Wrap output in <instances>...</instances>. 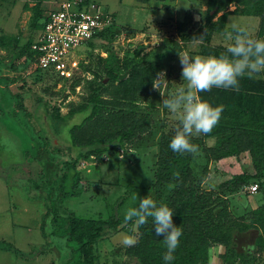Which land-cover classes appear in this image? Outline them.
Wrapping results in <instances>:
<instances>
[{"label":"rangeland","instance_id":"obj_1","mask_svg":"<svg viewBox=\"0 0 264 264\" xmlns=\"http://www.w3.org/2000/svg\"><path fill=\"white\" fill-rule=\"evenodd\" d=\"M59 1L20 0V3L18 0H0V36L15 37V44L7 47L2 46L6 39L0 38L1 85H8L7 79H18L11 91L5 86L0 88V240L11 243L21 253L18 256L0 250V264H60L65 257V247L59 246L57 238L51 234L50 215L42 222L41 218L48 205L47 196L54 199L60 190L59 177L65 160L62 152L77 151L71 146L68 128L80 122L86 112L60 121L52 117V109H57L62 116L70 105L81 103L89 90L87 82L93 78L105 81L103 66L115 69L114 58L155 55L157 41L148 40L144 35L155 37L158 34L161 38L174 35L172 20H180L186 8L199 5L202 0H149L145 3L90 0L112 13L114 25L111 31L92 41L91 45L80 46L70 53L64 60L67 69L71 67L69 77L35 70L28 58L16 56L24 42L37 38L40 31L34 26L40 20L38 17L55 8ZM161 4L173 6L172 11L159 8ZM167 17L171 20H164ZM257 23L255 16L228 14L225 28L229 30L232 24H236L251 34ZM217 36L222 39L215 34L212 44H217ZM183 50L190 56H196V45ZM8 65L15 71L7 68ZM170 67L171 71L167 69L169 81L161 72L157 80L166 97L186 86V81L181 78L179 58L170 63ZM156 91L159 107L154 112L156 120L153 119L149 136L133 146L117 145L100 156L78 159L75 167L79 183L74 189L77 193L61 202L54 199L52 211L55 215L64 216L71 211L82 218L105 219L116 215L124 219L127 209L138 206L140 198L150 196L154 199L149 185L154 168L155 141L162 129L176 131L179 124L178 116L163 106V97L159 90ZM16 93L22 109L16 108ZM147 100L154 101L148 97L139 103L140 109L147 107ZM46 141L57 144L61 152H46L43 157H37L38 151L44 152L42 148ZM206 144H212V141L206 140ZM248 159V155H240L236 159L210 164L202 188L215 189L216 184L230 175L250 171ZM196 160L199 164L204 162L199 153ZM196 168L194 171L198 174L199 168ZM68 185H64L66 189ZM252 185L255 186L253 191L249 188ZM258 185L257 181L250 180L236 194L228 195L226 205L231 215L239 218L261 203ZM163 190L166 192L168 187ZM40 223L45 236L40 233ZM246 226L231 230L227 244L210 247L209 264H264V251L256 252L253 243L258 231ZM136 231V225L125 220L117 229H103L92 245L93 264H138L125 254L126 247L121 243L123 236H135ZM223 253L227 254V259L221 258Z\"/></svg>","mask_w":264,"mask_h":264},{"label":"trees","instance_id":"obj_2","mask_svg":"<svg viewBox=\"0 0 264 264\" xmlns=\"http://www.w3.org/2000/svg\"><path fill=\"white\" fill-rule=\"evenodd\" d=\"M82 1L85 4L93 2ZM135 1L145 3L148 0ZM204 5V15L196 27H193L190 9L184 10L182 18L172 23L174 35L164 37L158 44L165 52L160 51L152 55L153 58H114L115 69H105L103 66L105 81L93 78L87 82L89 90L81 103L70 105L62 116H59L57 109H52V117L60 121H66L76 113L86 112L80 122L68 128L71 146L76 147L77 151L62 152L65 160L59 177L60 190H57L54 197L56 201L61 202L67 196L76 195L77 190L74 189L79 183V173L75 166L78 159L100 156L112 151L117 145L133 146L143 137L149 136L153 119L156 120L154 112L157 106L154 101L158 96L152 83L157 74L164 70L166 59L174 60L179 51L195 42H198L195 43L196 55L218 56L225 53L227 46L212 44L211 39L215 34L223 36L232 31V28H225L229 13L258 17L255 38L264 39V0H204ZM230 5L234 6L232 10H228ZM38 18L40 20H37L34 27L40 31L46 15L42 14ZM113 25L114 22L100 32L97 39L111 31ZM0 38L6 39L4 43L1 41L2 46L15 44V37ZM31 43L24 42L16 56H23L32 62ZM91 43L86 42L84 45ZM124 73L125 77L119 78ZM10 81L7 79L6 83ZM14 95L16 108L22 109L20 97L17 93ZM199 95L212 106L221 107L222 113L212 132L191 137V142L198 146L197 153L173 152L169 147L175 134L172 129H162L155 141L154 168L149 188L157 205L167 204L174 209L173 222L182 230L179 247L174 253L175 259L170 264H209L210 247L227 244L230 231L240 230L242 228L239 226L245 225V228L258 231L253 242L255 251H264V72L254 78H240L238 91L213 87ZM148 97L154 101L147 100V107L140 109L139 103ZM208 138L213 141L211 145L206 144ZM42 149L44 152L38 151L37 157H43L46 152H61L52 141H46ZM198 153L204 160L203 164L196 162ZM243 153L248 155L250 171L243 170L230 175L216 184L215 189L202 188L210 164L230 156L239 158ZM176 173H179V179ZM250 180L259 183L257 189L261 194V203L236 218L227 208V197L236 194ZM64 183L69 184L67 189ZM167 187L168 190L164 192L163 189ZM54 199L47 196L48 205L41 222L50 215L49 222L53 227L51 234L57 238L59 246L65 247L66 254L60 264H93L94 240L103 229H117L124 222L123 217L111 215L105 219L82 218L71 211L64 216H57L52 211ZM136 229L138 242L126 247L125 254L133 257L138 264H165L163 237L155 235L152 218L148 219V223L136 226ZM39 230L45 236L42 223ZM0 250L21 255L17 248L4 240H0ZM221 258L227 259V254H221Z\"/></svg>","mask_w":264,"mask_h":264},{"label":"clouds","instance_id":"obj_3","mask_svg":"<svg viewBox=\"0 0 264 264\" xmlns=\"http://www.w3.org/2000/svg\"><path fill=\"white\" fill-rule=\"evenodd\" d=\"M225 37L231 43L226 52L218 56L193 57L188 52H178L181 78L186 81V86L174 95L166 97L159 87L160 73L153 79L152 87L160 91L163 106L178 116L179 124L169 144L173 152L197 153L198 146L191 142V137L212 132L219 122L222 108L212 106L199 93L208 92L213 87L238 91L240 78H254L264 72V39L252 37L245 28L236 24H232V31L226 32ZM175 176L179 179V173ZM173 215L174 209L167 204L157 205L150 196H144L139 199L138 206L127 209L124 216L126 223L131 221L136 226L144 225L152 218L155 235L163 237L165 264L175 259L174 253L182 236V230L173 222ZM137 242L138 237L131 235H125L121 240L125 247L134 246Z\"/></svg>","mask_w":264,"mask_h":264},{"label":"built area","instance_id":"obj_4","mask_svg":"<svg viewBox=\"0 0 264 264\" xmlns=\"http://www.w3.org/2000/svg\"><path fill=\"white\" fill-rule=\"evenodd\" d=\"M45 15L37 38L30 45L31 64L34 69L57 72L64 77L71 76V67L67 69L64 65L70 53L86 42L97 40V35L114 22L110 12L82 0H61ZM249 188L255 190L254 185Z\"/></svg>","mask_w":264,"mask_h":264},{"label":"crops","instance_id":"obj_5","mask_svg":"<svg viewBox=\"0 0 264 264\" xmlns=\"http://www.w3.org/2000/svg\"><path fill=\"white\" fill-rule=\"evenodd\" d=\"M149 1V0H148ZM18 2H20V0H18ZM21 3V2H20ZM230 6H231V9H229L230 8ZM229 7H228V10H232L233 8H234V6L233 5H230ZM156 8H158V6L156 7ZM159 8H161V9H164V10H171L172 11V9H173V6H170V5H163V4H161V6H159ZM158 8V9H159ZM52 8H50L49 10H51ZM186 9H190L191 10V14H192V20H193V22H194V20H199V22H200V18H202L203 17V15H204V10H205V5H204V0H202L200 3H199V5L198 4H196V5H194V6H192V5H190L188 8H186ZM185 9V10H186ZM48 10V11H49ZM47 11V12H48ZM46 12V13H47ZM24 13V12H23ZM22 13V14H23ZM229 14H239V15H246V14H240V13H229ZM44 15V14H43ZM246 16H248V14L246 15ZM249 16H252V15H249ZM256 17V16H255ZM258 18V17H257ZM167 19H170L171 20V18H169V17H167V18H165L164 20H167ZM173 22L175 21V20H172ZM199 22L197 23V25L199 24ZM257 25H258V23H257ZM256 30H257V28L250 34L252 37H255V34H256ZM151 36H153V35H148V34H146V35H144V37L145 38H147L148 40H149V38L150 39H155L156 41H157V43L159 44L160 43V41L163 39V37L161 38V36L160 35H158V34H156V36L154 37H151ZM221 36V35H220ZM225 37V35H223L222 36V39L219 37V36H217V40H216V43L218 44V43H220V44H223V45H225V46H228L230 43H231V41H229V40H227L226 39V37ZM156 43V44H157ZM196 44L198 43V42H195ZM195 43H192V44H188L185 48H187L188 49V47L189 46H192V45H196ZM156 45V48H157V50H156V48H154V50H155V54L156 53H158V52H160V51H166V50H163V49H161L160 48V46L159 45ZM214 44V43H213ZM184 48V49H185ZM182 51H184V50H182ZM149 55V57H151V58H153L152 57V55H154V54H152V55H150V54H148ZM147 55V56H148ZM176 58H179V56H178V53H177V55H176V57H175V59L174 60H176ZM173 60V61H174ZM168 64H165V67H164V70H162V72H161V74H164L165 73V75H163L164 77H166L167 78V81H169L168 80V76H167V69H169V71H171V67H170V63H173V61L171 62L170 60H165ZM7 68H9L10 70H13L14 69V67L13 66H7ZM14 71H15V69H14ZM8 80H11L10 82H8L9 84L8 85H1V82H2V80H0V88L3 86H5V88H8L9 90H10V88L12 87V86H16L17 85V80L18 79H8ZM16 90V89H15ZM11 91V90H10ZM12 94V93H11ZM155 103H156V106L157 107H159L158 105H159V101H157V99L155 100ZM160 111V110H159ZM160 113V112H159ZM206 140H209V142H211L212 141V139L211 138H208V139H206ZM212 143H213V141H212ZM207 145H211V144H207ZM242 155H247L246 153H243ZM236 159L235 157H233V156H230V157H226V158H222V159H220V160H218V162L217 163H221L222 161H226V160H228V159ZM221 161V162H220ZM248 161H249V159H248Z\"/></svg>","mask_w":264,"mask_h":264},{"label":"water","instance_id":"obj_6","mask_svg":"<svg viewBox=\"0 0 264 264\" xmlns=\"http://www.w3.org/2000/svg\"><path fill=\"white\" fill-rule=\"evenodd\" d=\"M197 26V22L194 20V22H193V27H196ZM125 73L124 74H121V75H119V78H123V77H125Z\"/></svg>","mask_w":264,"mask_h":264}]
</instances>
